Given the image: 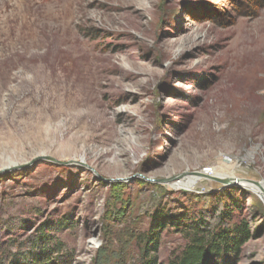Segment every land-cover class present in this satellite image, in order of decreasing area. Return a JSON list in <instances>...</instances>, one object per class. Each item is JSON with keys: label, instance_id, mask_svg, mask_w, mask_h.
<instances>
[{"label": "rangeland", "instance_id": "rangeland-1", "mask_svg": "<svg viewBox=\"0 0 264 264\" xmlns=\"http://www.w3.org/2000/svg\"><path fill=\"white\" fill-rule=\"evenodd\" d=\"M263 192L264 0H0V264H264Z\"/></svg>", "mask_w": 264, "mask_h": 264}, {"label": "trees", "instance_id": "trees-1", "mask_svg": "<svg viewBox=\"0 0 264 264\" xmlns=\"http://www.w3.org/2000/svg\"><path fill=\"white\" fill-rule=\"evenodd\" d=\"M246 228V226H245ZM240 229L237 235L242 234V239L235 241L236 236L233 234L215 235L213 240H208L202 235H194L191 242L186 246L183 252L171 259L168 264H203L205 259L218 254L220 248H234L241 242H244L246 237V229ZM241 238V237H240ZM215 241V242H214ZM212 254V255H211ZM144 264H157L155 258L146 260Z\"/></svg>", "mask_w": 264, "mask_h": 264}, {"label": "bare ground", "instance_id": "bare-ground-1", "mask_svg": "<svg viewBox=\"0 0 264 264\" xmlns=\"http://www.w3.org/2000/svg\"><path fill=\"white\" fill-rule=\"evenodd\" d=\"M229 179H234V177H228L227 180H229ZM194 184L195 183L193 181L188 183V185L187 184H183V182L181 183L182 187H185V188H188V189L189 188H193ZM263 196H264V194H263ZM95 241H96L95 238H91V240L89 241V246L88 247H93V245L95 244Z\"/></svg>", "mask_w": 264, "mask_h": 264}]
</instances>
